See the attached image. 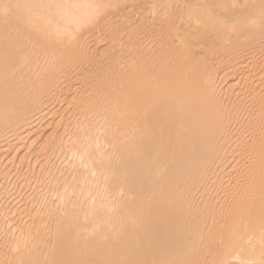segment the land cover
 <instances>
[{"label":"bare ground","instance_id":"bare-ground-1","mask_svg":"<svg viewBox=\"0 0 264 264\" xmlns=\"http://www.w3.org/2000/svg\"><path fill=\"white\" fill-rule=\"evenodd\" d=\"M241 114L264 0H0V264H253L264 156L231 204L213 168Z\"/></svg>","mask_w":264,"mask_h":264},{"label":"rangeland","instance_id":"rangeland-1","mask_svg":"<svg viewBox=\"0 0 264 264\" xmlns=\"http://www.w3.org/2000/svg\"><path fill=\"white\" fill-rule=\"evenodd\" d=\"M6 9L10 14H13L12 5L6 6ZM92 14V11H88L83 17H90ZM94 18L95 20L100 19L97 15H94ZM218 119L220 121L228 120L225 116H220ZM214 147L218 150V156L213 168L214 172L220 174V179L215 184L219 191L217 203L231 204L239 195L235 181L239 177H245L254 172L264 156V118L257 119L254 116L243 114L234 117L230 121L228 135L218 136L215 139ZM262 162L261 167L264 170V160ZM242 195L248 202L259 201L260 197L264 195V184L252 182ZM254 212L255 217L260 215L264 218V201L257 204ZM240 220L243 221V216L233 219L234 223H238ZM216 229L220 230L219 236L221 237H226L228 234V227H217ZM261 258H255L253 264H264V256Z\"/></svg>","mask_w":264,"mask_h":264}]
</instances>
